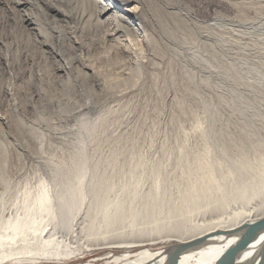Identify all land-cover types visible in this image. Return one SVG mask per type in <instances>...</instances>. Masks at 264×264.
<instances>
[{"label": "rangeland", "instance_id": "374dc122", "mask_svg": "<svg viewBox=\"0 0 264 264\" xmlns=\"http://www.w3.org/2000/svg\"><path fill=\"white\" fill-rule=\"evenodd\" d=\"M132 1L139 19L145 18L143 21L149 24L145 2ZM147 1L160 7L166 30L156 27L153 46L144 31L136 35L138 39L127 44L126 51L123 48V53L118 52L115 59L119 64L115 67L104 55L112 56L115 50L103 37L107 27L95 23L106 22L107 16L97 19L93 4L87 0H48L49 6L43 0H30L29 5L25 0H0V146L4 150L1 216L8 218L14 213L13 204L21 201L25 189L35 190L40 181L50 187L53 179H60L58 172L80 150L82 121L93 120L100 113H108L103 137L133 136L139 146L102 144L96 149L87 143L84 150L90 157L85 160L90 165L88 171L96 163L92 157L100 153L105 157L110 149L114 150L111 155L121 160L125 156L127 162L131 159L128 155L134 158L139 150L148 155L147 162L155 163L167 147L168 161H164L169 162L168 186L180 172L173 164L178 159L177 148L166 141L174 143L177 134H185V146L199 147L200 132L194 125L210 124L207 104L215 109L211 116L214 130L206 132L205 140L212 158L232 155L239 145L247 146L264 135V0ZM96 3L100 9L103 0ZM28 16L30 20H24ZM123 34L127 33L115 36L121 39ZM41 41L48 44L39 47ZM137 61L143 64L139 82L109 90V82L127 76ZM84 94L91 96L87 100L82 98ZM59 105L75 109L60 112ZM217 147L227 149L222 153ZM129 150L136 154H129ZM103 160H97L98 167ZM133 160L137 163V157ZM160 171L163 173L161 167ZM93 177L94 185L108 182L107 177ZM89 181L88 173L86 186ZM58 183L62 192L63 181ZM90 200L93 196L87 193L76 210L73 235L58 234L59 239L52 245L73 252L70 261L80 257L87 260L104 251L100 246L93 247L94 242L90 246L78 233ZM65 216L68 220L66 211L56 222L61 224ZM174 244L164 240L148 246Z\"/></svg>", "mask_w": 264, "mask_h": 264}, {"label": "bare ground", "instance_id": "6f19581e", "mask_svg": "<svg viewBox=\"0 0 264 264\" xmlns=\"http://www.w3.org/2000/svg\"><path fill=\"white\" fill-rule=\"evenodd\" d=\"M43 1L49 6L48 0ZM87 1L93 4L97 19L107 16L106 22L99 20L95 23L99 27H107L103 37L109 40L115 50L112 56L104 55L115 67L119 64L116 60L118 52L138 39L140 33L144 31L153 46L152 37L156 27L160 25L163 31L166 30L163 25L165 16L158 10L160 7L151 5L147 0H143L146 5L143 7L148 12L149 24L148 18L147 21H143L145 18L139 19L135 10L137 6H131L132 0H103L100 9L96 7V0ZM29 3L30 0H25V4ZM30 17L24 20L28 21ZM112 28L117 32H113ZM118 32H125L131 38L127 34H123L121 39L117 38L115 35ZM46 44L41 41L38 46L45 47ZM142 65L141 61L135 62L130 73L122 79L110 81L108 89L135 86L140 80ZM151 84H155V81ZM90 96L84 94L82 98L87 97L88 100ZM73 108L59 105L60 112L70 113ZM206 112L210 124L203 127L199 123L194 125L200 132L199 147L185 146V134H177L174 143L166 141L173 145V149L177 148L178 159L173 164L174 170L180 172L179 177L174 176L171 186L165 184L170 175L167 171L169 162L164 161H168L166 146L162 147L164 149L161 155L158 154L159 159L155 163L147 162L145 158L148 155L144 156L139 150L138 156H135L137 163L134 164L132 160L135 157L128 155V159H131L127 162L125 156H121V160L118 159L120 156L111 155L114 150L110 149L105 157L101 153L91 156L95 158L93 163H96L94 168L91 167L92 171H88L90 165L85 160L90 157L84 150L87 143L97 149L102 144L116 146L131 143L130 146H139V141L127 135L110 138L107 134L103 137L108 125V113H100L93 120H83L80 150L73 156V161L63 164L64 167L58 172V180L63 181L64 190L60 192L57 188L59 183L56 179H53V186L50 187L40 181L35 190H24L21 201L13 204L16 208L11 216L5 218L0 213V264H170V255L176 245L196 239L203 241L181 252L176 264L227 263L230 250L242 234V226L264 217V135L258 137L256 142L251 140L247 146L239 145V150L232 155L221 154L219 158H212L205 140L206 132L214 130L211 116L215 114V109L207 104ZM217 148L222 153L227 149ZM133 153L130 151L129 154ZM99 159H104L100 165H104L103 170L98 167ZM3 163L4 150L0 146V174ZM88 173L90 181L89 186H86ZM93 175V178L107 177L108 182L94 185L91 182ZM148 179L152 181L148 185L144 184ZM87 193L92 194L93 200L88 202L85 222L78 233L84 236L90 246L94 242L93 247L100 246L104 251L87 260L80 257L70 261L74 258L73 252L52 245L63 234L69 236L73 233L72 220L76 210L83 205ZM64 211L69 214V219L67 216L61 217V224H58L56 218ZM164 240L176 244L156 248L148 246L152 242ZM42 243L43 246H39ZM228 264H264V231Z\"/></svg>", "mask_w": 264, "mask_h": 264}, {"label": "water", "instance_id": "95a60500", "mask_svg": "<svg viewBox=\"0 0 264 264\" xmlns=\"http://www.w3.org/2000/svg\"><path fill=\"white\" fill-rule=\"evenodd\" d=\"M240 230H243L242 234L239 240L237 241V243L235 244V246L232 247V249L230 250L226 259V261L227 260L228 261L225 264H228L232 258L236 257L252 241L256 240V238L261 234L262 231H264V217L253 223H248L242 226ZM202 241L203 239H196L189 243H181L176 245L173 252L170 255V264H176V260L180 255V253L186 250L190 245L198 244Z\"/></svg>", "mask_w": 264, "mask_h": 264}]
</instances>
